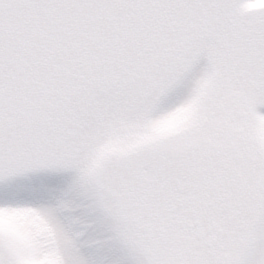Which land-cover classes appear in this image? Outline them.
Returning <instances> with one entry per match:
<instances>
[{"label":"snow or ice","instance_id":"snow-or-ice-1","mask_svg":"<svg viewBox=\"0 0 264 264\" xmlns=\"http://www.w3.org/2000/svg\"><path fill=\"white\" fill-rule=\"evenodd\" d=\"M0 264H264V0H0Z\"/></svg>","mask_w":264,"mask_h":264}]
</instances>
